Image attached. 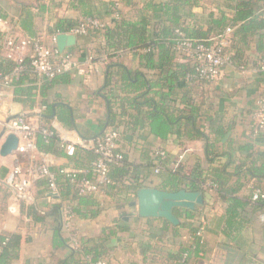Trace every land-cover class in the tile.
Listing matches in <instances>:
<instances>
[{
	"label": "trees",
	"instance_id": "16d2710c",
	"mask_svg": "<svg viewBox=\"0 0 264 264\" xmlns=\"http://www.w3.org/2000/svg\"><path fill=\"white\" fill-rule=\"evenodd\" d=\"M97 1L71 0L70 9L79 12V16H58L52 20L54 24L49 30L54 35L65 34L86 24L89 19L106 22L105 15L113 18L111 23L106 22L105 28L88 27L86 35L78 36L84 45H90L87 58L91 64L106 63L104 90L109 92L104 94V99L108 121L100 136L107 130H119L121 125L128 126L143 115L149 124L150 133L162 142L173 137L181 142L202 141L208 167L197 163L191 170H187L184 164L168 159L165 152L162 156V150L154 152L149 166L158 170L160 183L156 188L168 192L183 189L202 191L205 196L221 201L226 206L227 217L223 233L227 239H235V233L244 226L243 222L248 223L258 213L264 215V198L252 199L257 190L264 194V152H255L250 158L236 161L229 149L225 152L221 150L226 145L228 133L223 125L206 119L203 109V89L210 82L201 78L197 72L196 57L183 55L179 45L188 41L212 46L217 39L224 38L229 41L224 52L231 56L233 65L240 68L249 58V50H254L258 55L255 66L259 69V64L264 62V0H112L102 2L100 6L96 5ZM20 6L21 13L16 27L25 39L41 38L36 19L47 11L48 6L41 0H37L34 6ZM57 6L55 0H51V7L54 9ZM0 17L9 20L7 16ZM227 29L232 32L227 34ZM6 36L0 33V78L13 77L11 86L15 87L16 100L26 104L32 100L34 89L22 88V82L27 75L35 79L37 76L33 73L31 58H25L21 69L17 71V61L4 53ZM79 47L68 49L65 53H75L80 50ZM127 55L138 57L143 68L133 69L125 64L122 58ZM71 74L68 72L52 79H40L41 89L44 91L49 84L68 82ZM116 89L124 97L114 96L113 91ZM44 107L46 111L40 115V124L53 131L55 136L45 140L39 135L37 146L39 151L47 152L52 144H60L53 121L68 124L72 119V110L63 104L56 107L44 104ZM262 131L264 129L257 133ZM244 150L253 151V147L248 146ZM123 157L121 163L110 164V183L102 186L98 194L113 192L121 179L130 174L124 153ZM223 158H226L225 163H221ZM84 170L86 175H78L75 183L61 175L60 170L53 171L60 178L58 194L61 202L53 205L50 212L56 221L52 246L54 251L69 248L70 254L63 259L55 258L39 264H90L98 260H109L105 242L115 235L113 230L103 232L105 236L97 239L83 241L79 238L77 246H73L65 236V210H70L73 217L82 219L95 218L101 210L97 194L80 195L78 192L77 185L81 178L96 179L93 165ZM5 179H1L0 184L7 192L11 191L4 185ZM128 182L129 189L134 193L145 184L133 178ZM38 183L48 186L47 179ZM246 191L251 193L250 197L243 196ZM28 204L22 200L20 205L35 222H43L48 214L35 203L26 207ZM206 205L194 211L180 208L174 210V214L184 220L176 228L187 229L189 236L177 254L169 255V264H199V259L205 257L204 241L199 233L204 231L200 216ZM165 223L170 225L168 221ZM72 233L77 235L75 230ZM21 242L19 234L6 233L0 236V264H13L19 258Z\"/></svg>",
	"mask_w": 264,
	"mask_h": 264
},
{
	"label": "crops",
	"instance_id": "0c3cea01",
	"mask_svg": "<svg viewBox=\"0 0 264 264\" xmlns=\"http://www.w3.org/2000/svg\"><path fill=\"white\" fill-rule=\"evenodd\" d=\"M70 1L55 0L59 6L53 9L51 0H41L48 8L44 14L38 16L36 24L41 38L48 45H52L51 38L54 34L50 32L49 27L53 26L54 18L79 16V12L70 9ZM109 1L112 0H98L96 5L100 6L102 2ZM21 4L34 6L37 5V0H0V15L8 17L11 21L12 37L20 39L25 38L16 27ZM104 19L108 23L113 20L108 15H105ZM9 35L11 36V33ZM78 45L80 50H76L75 54L81 68L86 71L85 75L73 73L68 82L49 84L44 91L41 89L42 82L38 77L35 79L27 75L22 82V88L34 90L32 100L26 104L16 100L13 85L5 88L4 108L1 114L3 121L13 120L22 114L40 116L46 111L44 104L54 107L63 104L71 108L72 119L68 124L53 121L60 144L56 142L48 147L47 152L39 151L38 154L39 159L46 161L55 172L64 168L69 170L90 168L96 159L94 154L84 152L85 150L79 147L80 150H77L75 156L68 157L61 147V139L93 140L106 129L108 121V110L104 99V94L109 92L104 90L106 63L91 64L87 58V49L90 45H84L79 39ZM4 53L6 55V48ZM248 53L249 58L242 64L245 67L244 71L233 64L227 65L222 69L219 78L205 85L203 89L205 92L203 109L206 119L224 126L228 137L226 145L221 150L225 152L229 149L236 161L250 158L255 152H264V131L256 132L253 117L258 107V100L264 92V73L259 72L255 66L257 52L249 50ZM21 55L29 59L32 53L28 50L17 57ZM122 59L133 69L143 68L138 57L127 55ZM113 92L114 96L124 97L118 89ZM118 128L121 134L120 150L127 157L130 174L121 179L113 192L96 195L101 203L97 217L84 219L74 217L73 228L83 241L101 238L105 236L103 232L113 230L115 235L105 242L109 260L120 264H169V255L179 252L189 232L185 228H176L171 223L167 225L164 219L132 216L136 212L132 204L137 200V192L134 193L129 189L128 180L137 179L140 183H145L144 187L156 188L160 179L155 168L149 165L153 160L154 152L160 150L173 162L184 164L187 170H191L197 163L208 167L204 143L181 142L175 137L162 142L150 133L149 124L143 115L138 116L136 122ZM4 141L5 138L0 140V146ZM248 146H252L253 151L244 150ZM25 160L26 158L15 152L9 156L0 155V180L6 178L18 161ZM225 162L226 158H223L221 163ZM125 183L127 186H123ZM51 194L48 186L41 183L32 188L31 202L26 207L35 203L41 211L48 214L43 222H35L28 216L27 210L21 208L22 200L15 198L13 192H7L0 184V236L7 233L19 234L22 237L19 258L14 260L13 264L47 263L55 258H66L70 254L69 248L53 250L52 238L56 221L50 212L53 205L60 203L61 200L59 194L55 196ZM243 196L250 197L251 193L246 191ZM205 203L207 205L200 216V221L204 224L202 238L205 257L199 259L198 263L264 264V215L258 213L248 223L243 222V228L235 233L236 238L227 239L223 233L227 218L225 204L214 200L211 196H205ZM12 204L20 208L18 214H11L8 211V207ZM180 222L183 223L184 220L180 219Z\"/></svg>",
	"mask_w": 264,
	"mask_h": 264
},
{
	"label": "built area",
	"instance_id": "2783aa9c",
	"mask_svg": "<svg viewBox=\"0 0 264 264\" xmlns=\"http://www.w3.org/2000/svg\"><path fill=\"white\" fill-rule=\"evenodd\" d=\"M106 22L99 20H87L86 24L73 29L69 34L84 36L87 34L88 27L105 28ZM11 22L0 17V33L10 34ZM232 32L227 29V34ZM55 34L51 38L52 45H48L42 38L39 39H15L10 36L6 40V56L17 61L19 68L24 61V57L20 54L31 51V67L33 73L39 79H52L63 73H78L85 75V69L81 68V64L75 53H63L59 55L57 49ZM217 42L212 46H207L203 43L193 44L192 42L184 41L179 45V50L183 55L195 56L198 62L197 72L200 77L214 82L221 74L222 69L232 64L231 56L224 52L228 46L229 41L222 38L217 39ZM90 61V59H88ZM242 71L244 66L240 67ZM259 72L264 73V62L259 64ZM13 77L5 76L0 78V133L5 130L6 135L14 134L19 138V143L16 151L17 155L26 158L25 161H18L15 166L8 173L4 185L13 192L15 198H20L28 203L31 202L32 188L42 179L48 180V188L52 194L58 195L59 185L58 176L52 170L50 165L40 160L38 157L39 150L37 146V137L40 135L45 140L55 136L53 131L44 128L40 124V116L36 115H19L13 120L3 121L1 114L4 108L5 88H9L12 84ZM256 132L264 129V92L258 100V107L254 115ZM120 131L118 129L107 130L102 136L96 140H79L71 141L68 139H61V147L68 157H73L76 154L77 148L90 151L97 156L96 161L92 164L96 179L91 180L87 177L79 180L77 188L80 195L98 194L100 188L110 183L109 166L112 163H121L124 160L123 152L120 150ZM162 156L165 153H161ZM85 170H69L67 168L61 169L60 174L66 179L75 183L78 175H86ZM158 173V170H156ZM264 198V194L257 190L252 195L253 200ZM11 214H18L20 208L12 204L8 207ZM65 226L64 231L71 240L73 246L79 244L78 235L72 233L73 228V214L70 210L64 211ZM202 235V233H199ZM90 264H120L112 260H98Z\"/></svg>",
	"mask_w": 264,
	"mask_h": 264
},
{
	"label": "water",
	"instance_id": "95a60500",
	"mask_svg": "<svg viewBox=\"0 0 264 264\" xmlns=\"http://www.w3.org/2000/svg\"><path fill=\"white\" fill-rule=\"evenodd\" d=\"M57 49L60 54L78 44V37L74 34H58L56 37ZM19 117V116H18ZM5 141L0 146V155L9 156L16 151L19 138L14 134L6 135L5 130L0 133V140ZM55 196V194H51ZM137 200L132 204L136 212L132 216L140 218L164 219L174 226L180 225V219L174 214L177 208L194 211L205 204V195L202 191L190 192L185 189L178 192L163 191L154 187H143L137 191Z\"/></svg>",
	"mask_w": 264,
	"mask_h": 264
}]
</instances>
